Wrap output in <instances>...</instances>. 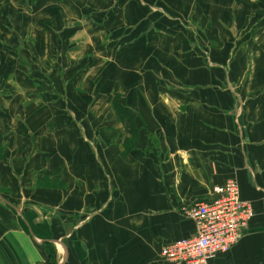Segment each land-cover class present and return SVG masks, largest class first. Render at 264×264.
I'll list each match as a JSON object with an SVG mask.
<instances>
[{"label":"crops","instance_id":"1","mask_svg":"<svg viewBox=\"0 0 264 264\" xmlns=\"http://www.w3.org/2000/svg\"><path fill=\"white\" fill-rule=\"evenodd\" d=\"M0 6L11 52L29 56L21 46L34 45V31L46 34L63 68L81 64L92 40L79 61L68 45L78 49V34L91 35L84 29L94 23L125 34L116 48L105 39L99 55H87L85 82L94 64H112L101 86L114 94H94L112 123L97 135L98 114L82 117L74 108L83 119L61 116L64 108L42 96L28 106L9 87L0 96V264H169L161 247L195 231L185 210L211 201L213 188L229 180L254 216L231 249L207 264H264V0ZM94 9H101L97 20L89 15ZM109 127H120L119 139L109 140Z\"/></svg>","mask_w":264,"mask_h":264},{"label":"rangeland","instance_id":"2","mask_svg":"<svg viewBox=\"0 0 264 264\" xmlns=\"http://www.w3.org/2000/svg\"><path fill=\"white\" fill-rule=\"evenodd\" d=\"M110 2L111 4L115 5L118 3V0H110ZM110 7L111 6H109V8ZM100 10L101 9H94L92 13H89V15L96 17L95 20H97L98 12ZM108 10L112 12V9ZM0 12H3L2 6H0ZM5 13H7L6 18L10 19L11 13ZM64 19L65 17L61 16L55 17L56 23H60L57 24V26H60L63 33L65 34V32L68 33L70 29H68L69 23L63 21ZM76 24L82 26L81 22H76ZM6 28L9 29L10 26L0 25V54H2L0 55V96H9V87L19 92L17 93L16 91L14 95L21 96L23 94L24 100H26L29 104L28 106L33 105L36 107L38 97L42 96L43 100H46L47 105H60L64 108V110L59 109V113L61 114V116H65L69 112H72V115L75 118H81V114L78 112L82 113V117L90 113H92L93 116H95V114H98L99 117L97 118V121L102 122L103 124L98 123L95 126V128L93 129L94 135L98 134L101 126L104 127L105 124L112 123V121H109V119H107L108 117H101V114H104L106 112V107L102 105L103 103L98 102L94 97L95 94L96 97L99 96L103 99H107V94H114L115 89H106L102 88L101 86V84L104 83V72H106L107 69L111 71L112 64L110 63L107 66V69L106 66L99 67L94 64L95 67L91 71L92 74H90L89 76L90 79L85 82L84 77L88 74V72L86 71L89 68V62L92 61V57L87 56L88 54H90L89 50H91V54L99 55V48H102L104 46L105 39H108L107 43L110 47L114 46V48H116L117 42H120V39L125 36V34L120 32V28L117 29V26L115 24L114 27L112 25H109L104 28H97L96 23H94L90 29H84L82 27L84 30L89 31L91 35L86 32L84 33L85 35H82L79 38L80 34H78V49L74 48V42H71L68 45V48L76 54V57H78L79 61V56L85 53L86 50L91 46L90 40H92L93 46L88 50L87 55H82L81 58H84L82 59L81 64H78L76 66L73 65L72 67L71 64H66V66H68L66 68L62 67V63L65 58H63L62 62L60 61V55L57 54L58 50L54 46L53 38L51 36L44 34V36L38 37L36 31H34L35 36L29 37L28 40L29 44L32 43L34 45H29L27 49L26 47L24 48V46H21L22 53L27 52L29 54V56L23 54L26 57L22 58L19 57L18 51L16 53H13L9 50V48L11 47V42L2 37V35L6 33ZM157 29H160V27L158 26ZM28 31L29 28L27 27L25 34H27ZM38 41L41 42V44L42 42H46V46L40 47L38 45ZM16 42L17 44L21 43L20 40H16ZM23 48L25 49V51H23ZM3 49H7V51H3ZM55 54L57 55L53 57V55ZM15 57H19V59ZM29 57L33 61H31ZM102 59L103 58H98L97 60L101 61ZM106 59L112 61L111 57ZM65 62L68 63V61ZM1 69H3V72L1 71ZM82 69H84V71H82ZM52 77L56 78L57 82L53 83ZM69 87H71L72 89H69ZM118 91L120 92V88L118 89ZM20 92H22V94ZM131 95L132 94H130V96ZM68 102L74 104L72 105ZM78 104L81 106L77 107ZM66 108H69V110ZM74 108H77L78 112H75ZM87 119H89V117ZM80 123L83 124L84 122ZM91 123H95V120L91 121ZM109 130L107 131L109 134V140L111 138L113 140L120 138V127L119 129L109 127ZM67 131L68 130H66V132Z\"/></svg>","mask_w":264,"mask_h":264},{"label":"built area","instance_id":"3","mask_svg":"<svg viewBox=\"0 0 264 264\" xmlns=\"http://www.w3.org/2000/svg\"><path fill=\"white\" fill-rule=\"evenodd\" d=\"M211 201H201L185 210L194 222L190 237L161 247L159 255L169 264H207L226 254L239 240L254 216L251 202L240 197L238 184L229 180L212 190Z\"/></svg>","mask_w":264,"mask_h":264},{"label":"trees","instance_id":"4","mask_svg":"<svg viewBox=\"0 0 264 264\" xmlns=\"http://www.w3.org/2000/svg\"><path fill=\"white\" fill-rule=\"evenodd\" d=\"M70 33L72 32L71 30L69 31ZM117 97H114V101H113V108L115 110V112L118 114V116H120V106L118 105L117 106V100H116Z\"/></svg>","mask_w":264,"mask_h":264}]
</instances>
